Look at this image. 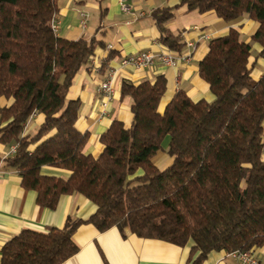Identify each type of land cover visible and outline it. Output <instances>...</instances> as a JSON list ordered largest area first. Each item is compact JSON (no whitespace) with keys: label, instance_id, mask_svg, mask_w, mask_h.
I'll return each mask as SVG.
<instances>
[{"label":"trees","instance_id":"16d2710c","mask_svg":"<svg viewBox=\"0 0 264 264\" xmlns=\"http://www.w3.org/2000/svg\"><path fill=\"white\" fill-rule=\"evenodd\" d=\"M188 12L212 11L225 22L246 16L258 24L251 42L264 58V0H181ZM174 8L152 12L159 41L173 52L183 45L166 24ZM56 0H0V141L14 142L4 159L36 203L54 210L62 196L78 194L95 206L82 220L68 216L61 228L22 230L4 244L0 264H62L79 248L72 237L82 225L98 233L116 228L178 247L191 244L188 264L211 252L254 251L264 246V74L251 78V44L235 29L208 42L198 64L214 98L192 101L176 92L162 114L163 76L154 82L123 81L131 100L128 128L114 120L99 137L97 157L83 153L87 133L75 128L79 104L67 99L76 74L87 68L98 41L67 40L51 28ZM109 54L101 69L111 59ZM34 114L37 131L23 135ZM168 137L172 163L158 170L152 158ZM68 177L45 176L41 168Z\"/></svg>","mask_w":264,"mask_h":264},{"label":"crops","instance_id":"0c3cea01","mask_svg":"<svg viewBox=\"0 0 264 264\" xmlns=\"http://www.w3.org/2000/svg\"><path fill=\"white\" fill-rule=\"evenodd\" d=\"M127 4L131 11L124 13L120 3ZM181 0H56V35L67 40L94 39L103 46L94 51L97 71L82 68L74 77L67 99L79 104L75 128L87 133L83 153L97 157L103 150L99 142L100 135L114 120L128 128L132 122L131 100L120 95L123 81L134 85L143 81L154 82L163 76L166 91L159 102L158 112L163 113L173 95L183 91L192 101L214 98L208 85L198 73V64L207 53L208 42L227 34L230 29L239 33V38L251 44L249 63L254 64L251 78L258 80L264 74V58L255 56L261 48L251 42V36L258 24L246 16L232 22H225L214 12H188L185 6H178ZM174 8L172 19L166 24L168 31L177 36L183 45L180 54H190L188 62H179L174 67L164 66L158 61L136 70L121 65L122 58L139 52L153 53L169 50L159 41V31L151 14L154 10ZM192 47H188V44ZM111 49H107L108 46ZM111 59L101 69L106 57ZM109 80L112 89L105 114L102 115L103 96L98 92L100 85ZM10 100L0 98V108L7 106ZM42 114L32 115L24 126L23 135L34 134L43 123ZM1 126V124H0ZM264 129V122H263ZM169 138L161 144V150L152 158L158 170L166 169L172 158L166 153ZM14 142L0 141V163L3 172L0 175V259L1 249L6 242L22 230L45 232L49 228H61L70 216L85 220L95 212V206L78 194L62 196L54 210H48L36 203V193L21 185L18 173L4 167V159L11 155ZM264 160V146L262 152ZM40 173L45 176L66 178L63 170L43 167ZM72 240L79 251L62 264H188L191 244L184 247L156 240L139 238L129 232L123 237L116 228L98 233L91 225H82L74 233ZM259 264H264V246L253 251ZM201 264H238L225 252H211Z\"/></svg>","mask_w":264,"mask_h":264},{"label":"built area","instance_id":"2783aa9c","mask_svg":"<svg viewBox=\"0 0 264 264\" xmlns=\"http://www.w3.org/2000/svg\"><path fill=\"white\" fill-rule=\"evenodd\" d=\"M120 10L124 13H129L131 11V8L122 1L120 3ZM51 28L54 31V33H56L57 26H56L55 16L51 20ZM187 46L192 47V44L189 43ZM107 49H111V46L109 45ZM189 60H190V54H180L170 50L161 51L157 53H153L150 51H143L135 55H130L122 58L121 65L130 66L136 70H140L152 65L154 61H158L164 66L174 67L179 62H188ZM88 65L90 70L94 72L98 70V65L96 64L94 57H91ZM98 92L103 96V101L101 103V106L103 108L102 115H104L108 101L111 99L112 96L110 81L107 80L103 82L100 85ZM15 149L16 146H14L11 149V155L15 152ZM2 172H3V166L0 163V175L2 174ZM227 256L235 260L238 264H259L258 259L255 257L252 251H233L227 253Z\"/></svg>","mask_w":264,"mask_h":264}]
</instances>
